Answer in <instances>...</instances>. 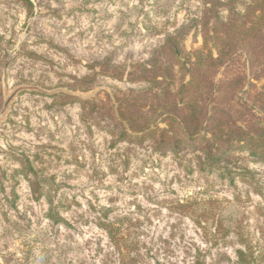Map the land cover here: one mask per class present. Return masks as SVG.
Returning a JSON list of instances; mask_svg holds the SVG:
<instances>
[{
  "label": "rangeland",
  "instance_id": "374dc122",
  "mask_svg": "<svg viewBox=\"0 0 264 264\" xmlns=\"http://www.w3.org/2000/svg\"><path fill=\"white\" fill-rule=\"evenodd\" d=\"M31 2L0 0V82L7 94L27 86L0 122V264H235L236 249L264 264L263 157L239 149L248 170L231 179L202 170L186 146L176 156L158 136L120 137L131 114L167 127L189 79L167 44L183 27L182 61L204 52V102L215 89L224 103L261 98L250 119L264 131V51L248 67L230 48L236 38L221 40L227 55L205 46L193 19L206 0ZM26 158L39 199L22 171ZM49 196L59 222L48 217ZM210 199L232 227L222 241L177 209ZM103 221L121 233L119 246Z\"/></svg>",
  "mask_w": 264,
  "mask_h": 264
},
{
  "label": "trees",
  "instance_id": "16d2710c",
  "mask_svg": "<svg viewBox=\"0 0 264 264\" xmlns=\"http://www.w3.org/2000/svg\"><path fill=\"white\" fill-rule=\"evenodd\" d=\"M26 1L32 5L31 0ZM239 4L245 7L240 9ZM193 21L196 31L203 35L204 45L213 42L211 48L218 49L220 55L229 54L226 49L229 43L221 40L236 38L230 48L234 55H245L248 67L256 63L264 51V0H206L204 9ZM186 29L187 27H183L176 30L167 41L169 51L177 58L180 66L188 71L189 76L187 81L180 83L177 93L181 95L172 101V107L176 111L168 113L167 127L160 128L158 121L147 113H143L142 117H134L131 114L127 117L129 129L122 127L120 137L135 141L146 136L154 138L158 136L160 138L157 139L158 143H162L160 146L170 149L176 156L181 155L183 149L181 146L188 147L187 151L191 148V153L198 160L202 170H217L231 179L236 175H246L248 169L240 165L236 153L239 149L246 148L251 155L264 158V131L259 129L254 132V125H251L250 119L253 116L250 109L254 110L256 102L262 99L256 97L245 99L242 95H234L230 102L224 103V96L220 95L221 90L215 89L210 92L211 97L206 98L204 102L203 93L209 91H206L207 85L202 84L198 73L201 65L205 63L204 52L200 54L199 51L194 55L195 61L187 57L182 61V50L179 47L181 41L178 37H181L182 31L184 33ZM241 40H244V43ZM233 47L237 49L234 50ZM234 60L233 57H229L227 63H233ZM171 76L174 77L173 74ZM167 77L169 80L172 79ZM154 81L158 83L155 78ZM208 86L211 87L210 84ZM202 88L204 90L198 92ZM155 95L159 97L158 93ZM235 98L244 101L245 105ZM131 101H128V105L132 104ZM165 104L170 106L171 101L166 99ZM138 132H142V135L137 134ZM22 171L33 192L37 194L36 198L39 199L42 196L41 193L38 194L41 192V186L29 177L30 173H34L29 158L24 159ZM48 201L50 206L48 217L54 222H59L61 219L58 207L50 196ZM177 209L182 212L181 214L192 218L201 229L207 233L209 231L218 241L225 240L231 232L232 227L224 223L219 206L212 199L202 204L195 200L194 202L185 200L178 203ZM101 225L106 228L111 240L119 246L116 238L121 233L115 228V224L103 221ZM251 253L236 249L235 264H256Z\"/></svg>",
  "mask_w": 264,
  "mask_h": 264
},
{
  "label": "water",
  "instance_id": "95a60500",
  "mask_svg": "<svg viewBox=\"0 0 264 264\" xmlns=\"http://www.w3.org/2000/svg\"><path fill=\"white\" fill-rule=\"evenodd\" d=\"M27 86H19L11 93L7 94L5 92L3 82H0V122L2 118L5 116L7 111L10 109L11 102L14 100L15 95L21 89L26 88Z\"/></svg>",
  "mask_w": 264,
  "mask_h": 264
}]
</instances>
